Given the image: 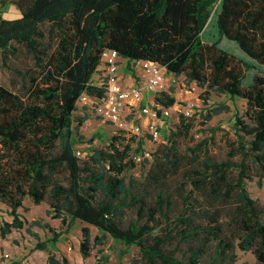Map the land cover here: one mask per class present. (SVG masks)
<instances>
[{
    "label": "trees",
    "instance_id": "trees-1",
    "mask_svg": "<svg viewBox=\"0 0 264 264\" xmlns=\"http://www.w3.org/2000/svg\"><path fill=\"white\" fill-rule=\"evenodd\" d=\"M11 3L19 8L20 17L5 19L6 2L1 0L0 50L5 58L7 52L16 51L11 50L12 43L21 45L34 68L22 74V93L0 85V202L12 217L1 227V235L24 227L17 212L24 198L39 205L49 197L67 230L76 220L94 226L135 245L144 264H234L236 241L240 250L253 252L257 264H264V207L246 188V181L256 178L259 187L264 181V75L256 74L244 86L251 66L220 49L219 42L202 40L215 14L219 37L235 42L264 67V0ZM108 49L128 64L158 63L168 74L185 75L207 93L214 90L244 100L246 108L236 117V140L227 158L214 159L206 148L210 138L181 153L177 140L193 127L184 115L170 132L168 145L158 149L154 169L148 171L145 183H139L142 187L136 194L132 182L123 178L135 166L130 153L141 150V142L132 149L134 137L125 142L124 137L113 136L106 149L90 147L86 159L77 157L75 147L83 143L79 128L86 120L74 117L80 109L78 99L83 93L103 96L104 88L92 78ZM154 100L164 108L176 102L166 92ZM220 110L207 111L203 124ZM182 168L186 182L175 185L174 195H164L162 187ZM62 170L68 174L66 186L56 180ZM186 185L192 192L184 191ZM149 189L156 194L150 195ZM137 205L145 222L121 224L123 209ZM60 236L54 234L48 242L56 243ZM89 244V229L83 228L84 257L89 255ZM36 249L45 250L46 243H38ZM48 264L70 263L49 254Z\"/></svg>",
    "mask_w": 264,
    "mask_h": 264
},
{
    "label": "rangeland",
    "instance_id": "rangeland-1",
    "mask_svg": "<svg viewBox=\"0 0 264 264\" xmlns=\"http://www.w3.org/2000/svg\"><path fill=\"white\" fill-rule=\"evenodd\" d=\"M11 1L5 0L6 6L3 8V17L8 20L20 17L19 8ZM215 19L216 15L214 14L202 33V40L205 43L219 42L220 49L236 59L248 63L251 68H247L245 72L243 85H250L256 74L264 75V67L249 59L235 42L220 38ZM47 29L53 28L48 26ZM12 49H16V51L13 54L7 52L5 58L0 50V85L15 93H22L24 84L22 74L28 69L32 70L34 64L31 56L21 45L12 43ZM102 73L104 74V71ZM120 73L129 74L127 68L121 69ZM173 85L170 86L169 91L176 102L171 107L170 116L162 124L160 137L156 141H152L147 134L139 136L122 134L126 139L125 142H131V139L135 138L131 142L132 149L137 148L138 143L141 142V149H146L151 153L150 159L136 163L134 168L128 169L123 174L126 182H132V193L134 194L142 187L139 183H145L144 178L148 171L154 169L155 155L158 154V149L168 145L167 140L170 132L176 130L181 115H184L186 111L190 112V116L186 117H189L188 121L193 123V127L188 136L177 140L181 153H187L189 148L194 147L202 139L210 138L206 148L214 159L221 161L227 158L231 144L236 140L235 121L236 117L242 116L245 111L244 100L231 98L214 90L207 93V90L198 86L197 83L189 82L185 75H180ZM81 107L83 106H80V109L74 113V117H86L79 128V135L83 137V143L76 145L75 152L79 151L84 155L83 159H86L90 147L104 150L108 147L111 138L120 135V132L114 125L96 115L92 106ZM215 108H221L220 112L203 124V116L207 111ZM133 117L128 119L131 120ZM130 154L132 156L134 151ZM185 171V168H182L176 175H171L169 183L162 187L164 195H174L175 185L178 186L181 185L180 183L186 182ZM67 179L68 174L64 170L56 176V180L64 186L67 185ZM246 188L250 197L259 206L264 207V181L261 187L257 186L256 178L253 181H246ZM147 191L150 195L156 194L154 189ZM184 191L188 193L192 192V189L186 185ZM140 194H145V191ZM148 201L150 203L151 200ZM138 207L139 205L123 209V215L118 218L119 222L123 225L132 222L144 223L146 217L140 216ZM9 211V207L0 202V229L5 222L11 221L12 217L9 215ZM17 212L25 224L22 229L13 230L5 236L0 233V264H48L49 254H53L57 259L65 257L70 264H144L139 249L135 245L128 246L122 241L115 240L94 226L76 220L67 230L62 218L58 217L56 210L50 206L49 197L39 205H35L26 197ZM69 222L70 217L68 216L66 223ZM203 223L206 222L203 221ZM83 228H88L90 232V250L87 257H84L80 252ZM57 233L61 234L59 240L56 243L48 242ZM38 243H46V249L37 250ZM237 243L238 241L235 242L236 260L234 264H257L253 252L240 250ZM173 248L174 245L169 249ZM181 248L186 250L185 246H181ZM180 255L179 251L177 256Z\"/></svg>",
    "mask_w": 264,
    "mask_h": 264
},
{
    "label": "built area",
    "instance_id": "built-area-1",
    "mask_svg": "<svg viewBox=\"0 0 264 264\" xmlns=\"http://www.w3.org/2000/svg\"><path fill=\"white\" fill-rule=\"evenodd\" d=\"M120 59L115 50L108 49L103 52L104 74L98 86L104 88V94L99 98L83 93L78 99V105L92 106L96 115L116 127L120 132L118 136L147 134L152 141H156L160 137L162 124L170 116L171 108H164L156 103L144 105V94L165 92L167 75H170L172 84H175L177 76L168 74L158 63L140 60L133 65L142 71L143 80L136 85L125 86L118 75ZM129 116L133 118L129 120ZM184 116H190V112L186 111ZM75 154L79 158L84 157L79 151ZM150 157L151 153L146 149L131 156L135 164Z\"/></svg>",
    "mask_w": 264,
    "mask_h": 264
},
{
    "label": "crops",
    "instance_id": "crops-1",
    "mask_svg": "<svg viewBox=\"0 0 264 264\" xmlns=\"http://www.w3.org/2000/svg\"><path fill=\"white\" fill-rule=\"evenodd\" d=\"M127 68L129 74L128 75H124L122 73H120L121 69H125ZM104 70L103 66L100 65L95 74L93 75L92 81L96 84V85H100L101 83V78L103 77V73L102 71ZM118 75L120 78V81L123 85L125 86H131V85H136L138 82H141L143 80V73L142 71L138 68L135 67L133 64H128L124 59H120L119 61V70H118ZM179 76H177L178 78ZM172 82L170 80V75H167L166 77V89L165 92L168 94H171L169 91L170 86L172 87ZM174 86V85H173ZM157 93H151V92H146L144 94V100H143V104H155V96ZM156 105V104H155ZM131 116H129L130 118Z\"/></svg>",
    "mask_w": 264,
    "mask_h": 264
}]
</instances>
